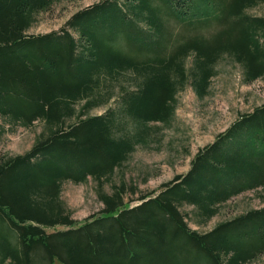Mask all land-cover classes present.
I'll return each mask as SVG.
<instances>
[{"label": "trees", "instance_id": "trees-1", "mask_svg": "<svg viewBox=\"0 0 264 264\" xmlns=\"http://www.w3.org/2000/svg\"><path fill=\"white\" fill-rule=\"evenodd\" d=\"M56 1L0 0V116L48 129L27 153L0 154V264H258L264 206L206 233L180 207L205 223L232 197L264 188V104L136 205L126 198L137 188L123 181L78 223L61 192L88 177L103 187L148 144L151 123L174 118L180 91L209 93L223 56L246 82L264 77V17L247 13L264 0H102L59 31L31 34ZM57 225L68 228L46 231Z\"/></svg>", "mask_w": 264, "mask_h": 264}, {"label": "rangeland", "instance_id": "rangeland-1", "mask_svg": "<svg viewBox=\"0 0 264 264\" xmlns=\"http://www.w3.org/2000/svg\"><path fill=\"white\" fill-rule=\"evenodd\" d=\"M99 1L102 0H57L49 12L39 16L38 22L29 32L45 34L59 31L75 12ZM247 13L264 17V2L247 9ZM191 65L192 58H189L188 70ZM216 71L209 93L204 98H199L190 84L178 93L174 118L166 124L151 123L148 144L138 145L127 161L115 170L111 179L103 181V187L93 177H88L85 182H63L61 197L78 223L103 208L101 191L112 193L113 186L123 181L137 188L136 194L128 191L126 201L133 200L131 205L139 203L136 200L138 195L160 191L164 183L189 171L191 161L199 149L213 143L242 114L252 112L264 104V77L251 83L246 82L242 67L228 55L220 59ZM109 107H117L116 101L92 110L91 114L104 113ZM75 121L74 118L70 122ZM44 132L47 133L48 129L42 120L23 126L0 116V154H25ZM263 206L264 188L260 187L244 191L222 203L218 213L205 223L201 222V216L194 206L184 204L180 209L186 215L190 228L206 233L223 222ZM67 228L57 225L46 228V231ZM253 262L264 263V255Z\"/></svg>", "mask_w": 264, "mask_h": 264}]
</instances>
